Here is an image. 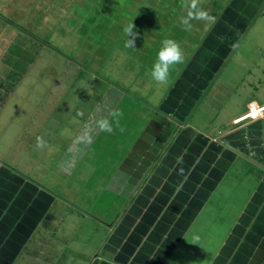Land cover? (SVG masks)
I'll return each mask as SVG.
<instances>
[{"label": "rangeland", "instance_id": "1", "mask_svg": "<svg viewBox=\"0 0 264 264\" xmlns=\"http://www.w3.org/2000/svg\"><path fill=\"white\" fill-rule=\"evenodd\" d=\"M232 2L199 0L217 22L192 21L188 32L179 23L184 0H0V166L42 185L47 203L36 229V213L24 208L0 215V244L6 241L0 264H108L104 250L109 241L119 246L114 232L147 183L140 169L129 174L139 163L140 139L159 145L163 161L185 131L180 123L195 138L219 139L250 101L264 104V0L240 10L234 47L214 58L204 71L209 76L198 72L203 57L198 61L197 52H210L204 41ZM130 22L139 33L135 48L124 47ZM166 38L180 43L184 62L172 66L161 86L150 72ZM171 91L190 92L183 115L169 111L179 104L175 96L165 104ZM101 117L112 122L111 134L97 127ZM255 130L264 140V116ZM37 136L47 141L43 149L35 147ZM122 167L128 174L120 175ZM263 182L264 157L251 159L242 149L163 264H220L244 215L264 205L255 199ZM34 198L37 210V199H44L37 192ZM253 248L246 264H264V238Z\"/></svg>", "mask_w": 264, "mask_h": 264}, {"label": "crops", "instance_id": "2", "mask_svg": "<svg viewBox=\"0 0 264 264\" xmlns=\"http://www.w3.org/2000/svg\"><path fill=\"white\" fill-rule=\"evenodd\" d=\"M232 1V6H230L231 10H229L225 17L222 18V20L219 21L217 25L211 30L210 36H212H207L204 41L203 46L208 47L210 52H207V55L200 51L197 52L200 54L198 61H200V59L203 57V60L200 62L203 65L198 71L202 74H206V72L204 71L213 65L215 57L217 58V60H220L222 58L224 59L226 52H228L231 47H234L236 43V36L234 35V33L237 29H241L240 23H238V19L241 15L240 13L243 11L246 12L248 9V5L254 6L255 9V3H257L258 0ZM222 23L224 24V26H228L222 28ZM197 53L195 54L197 55ZM192 61H195L194 58L192 59ZM186 74L183 75L182 79H180L177 84L175 83V86L173 87L174 92L176 91L175 94H177L178 88L180 91L179 85H181L182 80L186 78ZM202 74H199V76L205 78ZM206 75L209 76L208 73ZM184 87L186 88L185 92L189 91L191 88V86ZM192 90H190V92ZM172 92L173 91H171L170 94L167 96V99L165 101L166 105L169 103L171 104V102L176 97V95H173ZM190 92L186 94L182 92L183 98L177 96L175 99H178L179 104H176L171 108L170 105L169 111L174 114H179L181 111V107H183V105L185 106V102L189 99V97H191ZM171 95L175 97L172 98ZM251 102L254 101L249 102V107ZM244 114L245 113L232 119L231 122L233 123V127L227 130V132L223 135L225 137H220L219 139L218 137H216L211 139L203 136L206 141L200 143L202 145V148H199L200 151L196 155L187 150V144H177L175 146L176 150L169 149L163 155L164 159L163 161H161L162 155L160 152V146L157 145L156 142V145H154V141H151L150 145L146 143L145 140L140 139V142H138L137 147H135L140 149L139 163H136L133 166V170H130L131 172L129 171V174H137L136 169H140L142 171L140 172V181H147V183L145 184L142 190V187H140V190H138V193L136 194L137 197L133 198L132 206L129 204L130 206L128 205L127 207V209H129L128 213L126 214L125 218L122 219L123 223L121 222L122 226L119 228V230L121 231L120 234L123 237L122 242H126L127 238L130 239L133 236H135L136 239H140L141 221H152L150 229L148 232L145 233L142 242H145L146 238L152 233L153 229L155 230L157 225L160 228L158 232L161 238L165 239L168 237L170 231L173 228L177 227V225L178 228H183L187 224V222L191 221L192 223V221L196 219L195 217L197 213H199L204 207L203 205L205 203L199 209L197 206L200 205L198 204L200 203V201L205 200L206 202L208 199V197H206L207 199H202L204 196V191L202 190V188H205V190L207 189L206 184H204V181H207L208 177H210V171L212 170L213 166L220 160H223V167L226 153H228L227 158H229L228 167L232 164L235 158H237L238 152L241 153L242 149L244 150V154H247L249 157L251 156V159H261L262 157H264L263 135L260 134L257 130H255V133H252L251 131V129L255 127V125L261 120L264 115H261L262 117H258L260 119L259 121H257L258 118H248L241 122L235 121L236 118ZM180 115L183 114L180 113ZM183 124L184 123H180L181 131L182 129L184 130V128L186 129L187 127ZM159 140L160 139H158V141ZM213 141L217 142L218 145H220L221 149L216 156V160L212 162L211 166H208L212 155L208 156V158L204 157L208 154L209 149H211V142ZM170 146L168 147L170 148ZM178 150L180 151L179 157H177V154L175 152ZM188 154L190 156H188ZM173 155H175L177 159H175ZM228 167L225 169L224 173L226 172ZM123 172H125L124 174H128V171L124 170V168L122 167L120 173L121 176L123 175ZM120 175L119 177L122 178V180H125V183H128L127 181H129V179H123V177H121ZM147 175L148 177H146ZM223 175L220 177V180L222 179ZM12 182H14V184ZM37 184L33 183V181L30 180L29 177H24L22 173L19 174L10 167H6L3 165L0 166V215H9V213L14 215L15 212H11L13 207L17 209V212H20L21 208H24L26 214H32V212L36 213L35 215H33L35 222L36 220H38L37 224L35 225L36 229L37 225H39L42 221L40 220V216L41 218L43 217V215L41 214H44L43 212L46 210L45 205H47V203L45 202L46 199H44L45 189L42 185L41 186L43 187V189L41 188L40 184ZM22 186H25V188H21ZM122 187L123 186L120 185L119 188L121 189ZM32 188L35 189V193L37 192L39 195L43 196L44 199V201H39L37 199V204H41V207L37 210L33 208V206L35 205V193L33 192ZM6 193H8V195ZM209 194L210 193H208V196H210ZM129 196L132 197L133 194L130 193ZM32 209L34 211H32ZM193 212L196 213L192 217L191 214H193ZM127 217H130V220L128 221L127 226H124ZM13 219H16V216ZM113 228L114 227H112L111 229ZM263 238L264 234L261 236L257 245L261 244ZM5 242L6 241L4 240V242H2L0 246L3 244L5 245ZM138 246H140V244ZM139 248L140 247H138L136 251L139 250L140 252ZM156 250L154 251V254ZM13 252H16L13 253V257L15 260L17 253H20V251L17 252L16 250ZM154 254L152 253L150 259L154 257ZM105 260L108 264H123L112 258L105 257Z\"/></svg>", "mask_w": 264, "mask_h": 264}, {"label": "trees", "instance_id": "3", "mask_svg": "<svg viewBox=\"0 0 264 264\" xmlns=\"http://www.w3.org/2000/svg\"><path fill=\"white\" fill-rule=\"evenodd\" d=\"M187 132L190 134L187 135ZM195 137H196V131L193 130L192 128H186L184 132H181V136L178 142H176L170 149L176 150L175 146L177 144H187L188 145L186 147L187 150L196 155L199 153L200 149L202 148V145L200 143L205 142L206 139H204L203 137H198V138H195ZM201 138H203V142L201 141ZM220 149H221L220 145H218L217 142H214V141L211 142V149H209L208 154L204 157V158H208V156L212 155L208 166L209 165L211 166L212 162L216 160V156L219 153ZM175 152L177 154V157H179L180 151L178 150ZM227 155L228 153L225 154V158H224L225 162L223 163V167H222L223 160H220L213 166L212 170L210 171L211 172L209 175L210 177H208L207 181H204L205 182L204 184H206L207 189L205 190V188H202V190L204 191V192L201 191L204 193V196L202 199H207L206 197H208L209 191L213 189V187L217 184V182L220 180V177L223 175L225 169L228 167L229 158H227ZM173 156L175 157V155ZM188 156L190 155L188 154ZM175 159L177 158L175 157ZM259 192L260 194H257L255 199L258 198L259 200L257 199L256 201H259L258 205H261L264 203V197H263L264 190L262 191L259 190ZM204 201L205 200L200 201V203L198 204L200 206H197L198 209L203 205ZM261 206H262V209H261L262 212L257 217L258 214L255 215V213L258 210V208H260ZM261 206L254 208V210L251 212L247 211L246 213L247 215H244V221L239 230L238 238L236 236L232 237L229 243H227V245L224 248L227 253V256H224V255L221 256L220 264H234V262H236L235 264H246L248 262V261L246 262L245 259L250 258L248 256L252 255L251 252H253V249H254L253 246L255 247L257 245L261 236L264 234V231L261 229V226H260V224L264 223V205H261ZM196 212H193L191 216L193 217V215ZM254 215H255V218L252 220ZM151 224H152V221H149V222L141 221L140 222V239H136L135 236H133L130 239L127 238L126 242L125 241L122 242L123 237L120 234L121 231L119 230V228L116 229L114 233H115V236L117 237L119 236V238H117L118 241L115 243V245H119V246L116 248L114 245H110V242H109L107 244V248L104 250L105 256L107 258L115 259L116 261L123 263V264H163V261H165L168 258L170 253L173 251L174 247L177 245L178 241L181 239L183 232L187 227V224L183 228H178V225H177V227L173 228L170 231L168 237L165 239L161 238L158 232L160 228L157 225L155 230L153 229L152 233L146 238L145 242H142V240L144 239V235L146 232L149 231ZM139 244L140 246H138ZM138 247H140L139 248L140 252L139 250L136 251ZM112 249L115 252H113ZM155 250L156 252L154 254ZM152 253L154 254V257L150 259ZM236 259L238 262L236 261Z\"/></svg>", "mask_w": 264, "mask_h": 264}, {"label": "clouds", "instance_id": "4", "mask_svg": "<svg viewBox=\"0 0 264 264\" xmlns=\"http://www.w3.org/2000/svg\"><path fill=\"white\" fill-rule=\"evenodd\" d=\"M183 7L186 9V14L180 17L179 23L185 31L191 32L193 30L194 25L192 21H203L211 24L217 22L213 15L199 6V0H184ZM123 32L126 37L124 47L135 48V41L139 33L136 31L134 23L130 22L125 25ZM183 62L184 53L180 43L174 39L166 38L162 41V47L157 53V59L152 66L150 76L158 85L165 86L168 84L172 66ZM112 115L115 117L122 115V113H113ZM96 125L102 132L111 134L114 131L112 122L106 117H101L97 120ZM117 126H119L118 121ZM120 131L122 132L124 129L120 128ZM46 145L47 141H45L43 136L36 137L35 147L37 149H43Z\"/></svg>", "mask_w": 264, "mask_h": 264}, {"label": "bare ground", "instance_id": "5", "mask_svg": "<svg viewBox=\"0 0 264 264\" xmlns=\"http://www.w3.org/2000/svg\"><path fill=\"white\" fill-rule=\"evenodd\" d=\"M263 112H264V107L259 108V105L254 103L251 113L249 115L243 116L241 119H239V121L241 122V121L246 120L248 118H258V116L263 115Z\"/></svg>", "mask_w": 264, "mask_h": 264}, {"label": "built area", "instance_id": "6", "mask_svg": "<svg viewBox=\"0 0 264 264\" xmlns=\"http://www.w3.org/2000/svg\"><path fill=\"white\" fill-rule=\"evenodd\" d=\"M254 103H255V102H251V103H250V107H249V111H247L244 115H242V116L236 118L235 121H236V122H239V119H241L243 116L249 115V114L251 113L252 109H253V105H254ZM263 107H264V105L259 106V108H263ZM258 117H260V116H258Z\"/></svg>", "mask_w": 264, "mask_h": 264}]
</instances>
